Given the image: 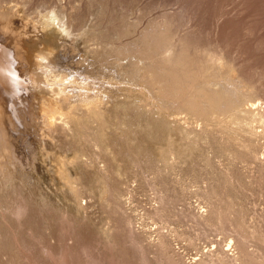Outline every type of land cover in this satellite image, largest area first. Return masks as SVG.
<instances>
[{
	"label": "rangeland",
	"instance_id": "374dc122",
	"mask_svg": "<svg viewBox=\"0 0 264 264\" xmlns=\"http://www.w3.org/2000/svg\"><path fill=\"white\" fill-rule=\"evenodd\" d=\"M2 5L7 0H0V11ZM19 6L10 7L13 15L36 20L56 6L57 16L68 19L61 46L74 49L68 68L75 84L67 91L77 97L90 89L107 114L82 110L77 131L54 139L56 160H50L42 155L40 140L48 134L37 100L4 93L5 110L14 99L20 119L3 127L13 156L5 162L10 170L0 157V264H264V126L241 128L208 92L235 83L249 99H264V0H29ZM13 19L20 30L19 17ZM158 33L165 34L161 44ZM14 35L0 23V54ZM144 40L157 53L142 51ZM95 47L111 51L96 77L85 73L92 63H83ZM165 47L185 50L189 63L166 76L148 75ZM215 55L233 69L229 80L221 81L207 61ZM146 59L152 65L145 76L119 73L117 66L132 70ZM12 169L16 174H8Z\"/></svg>",
	"mask_w": 264,
	"mask_h": 264
},
{
	"label": "bare ground",
	"instance_id": "6f19581e",
	"mask_svg": "<svg viewBox=\"0 0 264 264\" xmlns=\"http://www.w3.org/2000/svg\"><path fill=\"white\" fill-rule=\"evenodd\" d=\"M28 1L29 0H7V6L5 7L4 5H2L4 7H2L3 10L0 11V23L3 25V29L8 30L10 32H13L15 34L14 35L15 38H13V41L11 42V46L8 48L7 47L3 48L1 51V54H0V157L5 159V161H3L1 164L5 165L6 170H8V168L10 170V167H7L8 164H5V162H9L8 159L10 160V158L12 159V156H13L12 151L13 150L10 147L11 142H10V139L8 138L9 136H7L4 133L3 127L12 118H14L15 120L20 119V110H19L20 106L18 107L16 101L14 99H12V103H13L12 104L13 105L12 110L10 112H7L5 110V102L7 101V99L3 96L4 93H14L18 96V99H20V101L22 100L21 98H25V100L28 99L30 102H32L34 99H35V102L37 100V102H38L37 107L39 108L38 113L41 114L39 118H41L42 122L40 119L39 120L41 123H43L44 127H46L45 128V129H47L46 134H48V137H49V140H47L48 137L46 138V140H40L42 143V145H41L42 150L44 148L42 155H44V158H47L50 160L51 159L54 160L56 158L55 155L57 154L55 152V150H54V152L52 151L54 144H57V143H53L54 139L58 136V134H61V135L64 134L65 135L67 131H68L67 132V134H68L69 130H71L72 127L76 130V128L74 126H75V123L76 124L80 123L81 117H79V114H81L82 110L84 111V109H87L88 112L94 113L95 115L100 116L101 118H105V116L107 114V111L104 110L100 106L102 103V98L100 97V95L89 93L90 89L87 90V88H82L83 92L80 91L82 93L77 94V97L72 96V94L70 95L69 91H67V89L70 86L75 84L74 81H71L69 79L71 77L70 76L71 71L69 69L71 66H69V65H70L71 60H72V59L70 60V51H73L74 49L70 48L68 51H64L65 52L64 53V52H62V49H64V44L61 46V43H63V42L65 43L66 38L69 37V31L66 29L67 27H65L68 19H64L66 17L60 18L57 16L56 10L58 8L56 9L55 8L56 6H54L52 8L50 7L47 10V12L45 11L44 14L42 13L43 15H41L39 13L38 18H37V16L36 17L32 16V17H35L36 20L31 18V16H30V18H28V16L24 15V13H22V12H19V13L17 12V14H18L17 16L13 15L15 13V11L12 12V10H11L12 8H10V7L15 6L16 9L18 11H20L19 5L25 4ZM11 3H12V5H10ZM234 9H235V7H234ZM44 10H46V9H44ZM13 17H19V19H20L19 23L21 24L20 30H17V28H16L17 22H15L14 19L12 20ZM68 18H70V17H68ZM64 20L66 22H64ZM49 29H52L53 33H48ZM164 35H165L164 33H158L156 36L157 40L155 43L161 44L162 43L161 41H164V37H163ZM165 38H167V37H165ZM80 39L78 38V41ZM147 41L148 40H144L143 45ZM106 42L108 43V40ZM66 43H68V42H66ZM102 43H103V41H102ZM152 43H154V42H152ZM103 44L107 45V47H108V44H106V43H103ZM109 44H112V43H109ZM151 44L148 43V44L144 45L145 47L142 49V51H144L145 53H147V52L150 53L151 52L150 49H152V48L154 51L156 46L154 44H152V46L150 47ZM153 46H155V47H153ZM90 47H92V46H90ZM111 48H112V45H111L110 49ZM116 48H117V46H116ZM172 48H174V47H172ZM106 49H107L106 47H102V48H96L95 47V48H91L89 51L86 49L88 51V53L90 52L93 54V56L92 55L90 56L91 59L89 57H87L85 60L82 59V60H84L83 63L85 61H88V63L91 62L93 65L92 70H90L91 67L89 68L90 71L87 70L85 72L84 70L86 68L83 70L86 74L90 75V73H93V74H95V77L96 76H102L100 74V72H101L100 67H102V65H103V62H102L103 58L106 57L107 55H110L109 52H111L109 50H108L109 51L108 52ZM184 51L185 50L176 51L173 49H167V48L164 49L162 54H160V57L157 60H155L157 62V64L154 63L155 66L153 65L154 66L153 71L148 73V75L151 76L153 74H161V75L166 76V74H165L166 70H171V69L180 70V69L184 68L185 65H187L189 63V61L187 60L188 59L187 54ZM154 53H157V50H155ZM2 55H3V57H2ZM146 55L148 58L149 57L151 58V56H149V54H146ZM150 55H152V54H150ZM81 57H83V55ZM215 57H216L215 59H212V57L208 58L207 61L209 63H211L214 71H216V73L219 75L218 77L220 78V80L221 79H223V81L229 80V78L232 77L233 69L224 63L225 60L222 62V60H223L222 57L220 58L217 55H215ZM147 60L148 59L141 61V63H142L141 66H139L138 64H136V65L132 64V70L127 69L125 67H120V66H117V68L119 70V73H122L124 71L125 72L126 71L131 72V73L134 72L137 76H139L143 72L142 73V75H143L145 71L149 70L147 68L148 65H152V63L148 62ZM80 61L77 60V62L76 61H74V62H76V64L78 65L81 63ZM27 63L30 64L29 66L31 69H28L27 68L28 66L26 67ZM22 64L24 65V69L21 67ZM128 65H130V64H128ZM78 67H79V65H78ZM85 67H87V66H85ZM26 69H28V73H24V70H26ZM87 69H88V67H87ZM85 76H87V75H85ZM143 76H145V75H143ZM77 78H78V76H77ZM80 81H82V80H80ZM217 81H219V79ZM77 82H78V80H77ZM227 82H229V81H227ZM224 83L227 84L226 82H224ZM219 85H220V83H219ZM219 85L217 84V86H218L217 89H216L215 85L213 87H210L211 92L208 89L209 90L208 92L211 93L209 98L213 99L216 102V105H214L215 108H217L219 110L222 108L221 110H226V111L231 110L233 113H231V118L230 117L229 118L232 120V122H237L241 128H246V127L250 128L252 122H256V123L262 124L264 126V102H263L264 99L263 100L258 99V98H257L258 100H251V98L249 99V97H248L249 92L244 91V90L238 91L240 89H238V90L236 89L237 90L236 91L234 88L235 83H234V85L230 84L231 86H230L229 90L223 89L225 86L224 87L222 86L223 87L222 88ZM227 86H228V84H227ZM259 86H257V87H259ZM257 87H256V89H258ZM205 88H206V86H205ZM256 89L255 90L253 89V90L257 91ZM259 89H260V87H259ZM201 90L203 91V89H201ZM263 90H264V87H263ZM263 90H262V92H263ZM74 91H76V90H74ZM257 93H260V91ZM200 95H202V94L200 93ZM262 95H264V93ZM259 96H261V94L258 95V97ZM195 98H197V97H195ZM259 98H261V97H259ZM13 101H15V102H13ZM208 104H209V102H208ZM194 107L196 108L195 105H194ZM202 107H204V106H202ZM143 108H145V107H143ZM195 108H193L192 112L195 110ZM186 109H188V108H186ZM186 109H184V110H186ZM100 110L103 112H101ZM204 110H202V111H204ZM196 111H199L198 107H197ZM231 111H229V112H231ZM215 112H216V110H215ZM194 113H195V111H194ZM217 113H218V111H217ZM225 113H224V115H225ZM221 114H223L222 111H221ZM226 114H229V113H226ZM82 115H80V116H82ZM126 115H127V113H126ZM130 115H131V113H130ZM23 119H25V118H23ZM31 119H32V115H31ZM28 121H29V119H28ZM94 121H95V119H94ZM102 121H104V119ZM102 123H104V122H102ZM82 125H83V123H81V126ZM78 129H79V126H78ZM7 133L9 134V132H7ZM44 134H45V132H44ZM70 134H71V132H70ZM64 135H62V137ZM74 136L76 137V135H74ZM74 136H73V138H74ZM62 137H61V139H62ZM65 137H67V136H64V138ZM42 138L45 139L44 135ZM73 138L72 139L69 138V140L70 141L73 140V141L77 142L75 139L79 138V137H76L75 139H73ZM32 139H33V137H32ZM66 141L68 143V140H66ZM43 145H44V147H43ZM58 145H60V144L58 143ZM58 147H59L58 149H60V146H58ZM54 148H56V147H54ZM178 152H180V151H178ZM80 154H83V153H80ZM78 155H77V157H79ZM83 156H84V154L80 155V157H83ZM84 161H87V160H85V157H84ZM64 163H65V161H64ZM64 163H63V166H64V169H66L65 166H67V165H65ZM111 163H113V162H111ZM70 165H71V163H70ZM15 167H16V165H15ZM30 167H33V166H30ZM42 170H44V168ZM14 171L12 169V171H9V173H8V171H6V172L8 174H10V173L13 174ZM45 173H47V172H45ZM61 175H64L63 171H62ZM10 178H11V176L8 178L3 177L1 179L6 181V179L9 180ZM10 184H12V183H10ZM3 186H5V185H3ZM8 197H9V194H8ZM14 205H16V204H14ZM76 206H77V204H76ZM11 208L15 209V206L14 207L12 206ZM79 208H80V206H79ZM17 210H19V209H17ZM232 243L233 242L230 241V245Z\"/></svg>",
	"mask_w": 264,
	"mask_h": 264
}]
</instances>
